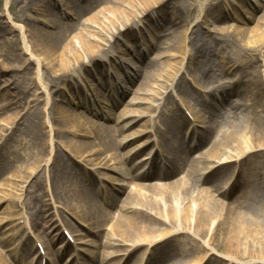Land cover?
Wrapping results in <instances>:
<instances>
[{"label":"bare ground","instance_id":"1","mask_svg":"<svg viewBox=\"0 0 264 264\" xmlns=\"http://www.w3.org/2000/svg\"><path fill=\"white\" fill-rule=\"evenodd\" d=\"M40 1L23 0L19 12L37 13ZM67 1L69 0H61L60 3L66 4L70 10L68 15L66 14V19L70 21L61 20V9L54 3L45 15L44 30L36 29L33 34L28 32L30 56L37 59L38 70L42 68L45 72L42 71L38 78H29L26 72L24 76L12 75L10 78L15 80L13 96L20 105L24 104L23 109L28 100V91L37 83L46 95L47 100L43 102L47 110L40 107L38 99L31 100L35 104L26 112L15 111L7 116L0 131L19 128L23 139L19 140L18 144L30 151L21 161V165L33 162L32 166L37 171L42 165L44 178L49 182L52 209L55 210L58 206L70 212L87 225V233L94 239L83 241L78 235L74 236V233L69 232L71 237L74 236V242L67 241L61 252L51 250L61 236H57L55 232H46L53 226L52 217H55L56 213L51 217L46 214L45 207L48 204L40 199L37 189L43 179L41 177H37L30 186L31 189L35 188L30 192L33 212L31 218L26 221L25 229L31 233L33 231V236L30 233L27 238L35 239L38 244L45 246L47 254L54 257L53 261H48L49 264L60 262L65 252L75 245L91 247V251L78 250L80 256L85 254L89 257L90 264H264V83L260 79L261 71H250L259 63L255 53L257 50L254 48L260 50L259 54L261 49H264V28L255 27L250 30L246 46L236 45L233 38L224 40L226 47H230L237 56V62L223 56L217 58L212 47L206 48L207 44L203 40H199L202 43L198 47L194 44L192 48H187V28L176 35L171 50H177L184 58L188 56L186 66L189 69L193 63L188 62L201 59L197 60L194 69L196 73L192 77L193 85L203 88L200 92L205 98L201 101L209 105L211 101L208 103L207 98L212 96L219 100L220 104L227 102L225 105L228 109L225 113L228 117L222 118L221 121L212 117L207 125L201 126L198 134L194 131L192 136L187 137L189 143L196 140L192 147L179 148L164 157V161L158 160L157 151L154 150L153 155L149 151L147 157L142 159L144 162L141 163V168L144 169L150 163L151 169L147 172L141 170L133 176L137 167L128 168L126 164L144 148L141 146L136 152L127 150L122 153L121 150L132 143L130 139L135 137L136 140V135L140 134L123 133L146 115L136 109L124 107L123 111L116 114L115 125L99 126L100 124L90 122L75 113L58 109L59 101L51 94L60 92L65 84L74 86V81L79 80L82 71L89 75L101 65H113L117 56L110 41L113 40L116 44L123 35L121 30L124 34L135 31L137 36L142 38L146 37L144 31L152 36L151 32L159 26L170 30L189 23L195 27L203 22L201 16L206 18L213 15L212 18L216 21L228 18L219 8L222 0H192L191 4L181 0L169 16L164 15L162 11L167 0H100L102 7L97 13L90 15L99 0H76L75 3L68 4ZM69 4L72 6H68ZM7 7V11L11 13L13 6ZM192 10L196 12L195 16ZM26 18L29 22H34L31 16ZM80 19H85L81 22V29L69 37L74 23ZM247 32V29H239L233 33L239 40ZM3 33L1 30L0 36ZM106 34L108 37L103 38ZM154 36L152 38H155ZM11 41L18 42V39ZM61 43L64 44L59 50ZM139 48L141 46H136V49ZM140 55L141 53L135 58L142 62L146 55L142 54L143 58ZM159 58L160 56L154 57V61L149 63L143 61L141 65L138 62H132L131 65L125 63L128 72L126 71L125 79L118 85V91L110 90V99H113V102L104 107L107 110H103V119H112L110 117L114 115V109L123 102H126V106L149 104L151 110L159 111L167 96L178 93L181 96V105H175L172 112L179 113L177 116L183 119V124L186 122V118L182 116L185 113L183 108L189 110L190 114H193L192 110L194 112L195 108L189 106V101H186L190 93L180 77L181 74L185 75L183 59L182 62H175L176 65L169 69L170 65L159 64ZM98 59V63H94ZM43 61H46L45 65L41 64ZM25 67V62L21 63L17 56H13L5 66L3 63L1 70L24 71ZM119 68L122 69L120 64ZM235 69L237 74L234 79L220 82ZM27 79L30 82L26 81ZM139 82L141 85L135 90L132 89ZM99 84L101 85L102 81L99 80ZM207 87L209 88L204 89ZM132 93L133 96L127 101L125 98ZM136 94L141 97L150 95L153 99H139ZM233 96L237 97L238 101L228 104V100ZM198 99L199 97L194 98L195 104L200 100ZM247 99L252 102L246 104ZM93 101H96L95 98ZM46 112L48 116L44 117ZM129 118L132 121L124 123ZM196 119L198 123L200 118ZM48 124L52 125L49 133L45 131ZM178 128L179 126H174L173 131H167L157 127V139L152 141L151 145L155 147L157 144L161 146L171 141L183 142V135L178 138L173 133L177 132ZM50 135L54 136V141L48 140ZM67 135L87 139L93 137L97 142L92 145L87 142L66 141ZM2 139L0 136V141ZM62 148L67 150L65 155ZM203 149L205 151H202ZM104 154L107 155L101 159ZM84 156L88 157L86 161L91 162L92 166L111 170L123 179L128 178L126 185L129 188L132 185L134 189L126 193L128 187L120 186L115 192L121 196L118 198L111 195L109 209L102 210L96 203V192L92 189L95 170L88 171L86 165L82 166V170L80 163L76 161V158L82 160ZM19 169L0 163V175L12 173L1 186L2 189H12L16 183L29 180L30 176L36 178L41 171L40 169L36 175H25L24 171ZM158 169L162 172H157ZM180 173L183 176L176 178ZM154 181L162 183L156 184ZM117 204L119 212L114 217L113 212ZM8 220L0 219V229ZM57 222L58 228L63 226L69 229V222L64 218ZM105 227L109 229L107 234L104 233ZM17 234L11 233L10 236L0 238V247L10 244ZM23 236L25 234L22 232L20 238ZM98 237H104L105 241L100 243ZM23 246L11 250L8 254L10 263L25 264L24 260H21L29 255L32 247L25 251ZM100 247L103 249L98 252ZM42 260L43 258L40 259ZM71 260L76 262L75 258ZM80 261H83L82 258ZM10 263L1 251L0 264Z\"/></svg>","mask_w":264,"mask_h":264},{"label":"rangeland","instance_id":"2","mask_svg":"<svg viewBox=\"0 0 264 264\" xmlns=\"http://www.w3.org/2000/svg\"><path fill=\"white\" fill-rule=\"evenodd\" d=\"M23 0H0V31L3 30V35L0 36V109H4V111H0V128L3 127L2 124H4V120L7 116H10V114L14 113L15 111H19L21 113L26 112L27 109L31 108L35 103H32L31 100H37L39 101L40 107L45 108V102L43 100H47L46 95L43 93V89L36 83V86H32L30 90L28 91V100L26 102V106L24 109L22 106L24 104H19L17 102V99L13 96L14 90L13 86L15 84V80H11L10 78L12 75L16 76H24V73L26 72V76L29 78H38L42 71L45 72L44 69L39 68L36 65V58L30 56V45H29V33H34L36 29L44 30V19L46 18V13L54 6V3L59 5V14L62 15L61 20L63 22L70 21L67 20V15L70 12L67 5L64 3H60L61 0H41L39 5L38 12H27V13H21L19 12V7H21V2ZM76 0H69L68 2L75 3ZM188 3H192V0H186ZM200 1V0H198ZM97 4L94 8V10L89 13H97L98 10L102 7L100 0L97 2ZM179 3H181V0H167L165 2V6L163 7L162 11H164V15L169 16L173 14L175 9L178 7ZM113 4V3H108ZM13 6V10L11 13L7 11V6ZM72 6V5H68ZM219 8H221L224 13H226L228 18H222L219 20L213 19V15L206 16V18H203L201 16V20H203L202 23L199 25H190L189 23L181 24L177 26L174 29L166 30L163 27L155 28L154 31H152V36L155 35V38H152V36L149 35V33H145L146 37L140 38L137 36L138 33L135 31H131V33H125L121 30L120 33H122V37L119 41H117L116 44H114V41L111 40L110 43L114 46V54L117 56L115 61H113V65L110 66V64H104L101 65L100 68H98L96 71L89 73V75L86 74L85 71L81 72V76L79 77V80L74 81V86L70 83L65 84L63 87H61L60 92L51 95L53 98L57 99L58 105L57 108L63 110L64 112H71L77 114L79 117H83L84 119L90 121V122H96L97 125L103 126H113L115 125V116L120 111H123V108L134 110L136 109L140 113H143L146 115L145 117L141 118L140 121L136 122L131 126V128L124 130L123 135L131 134V133H140L136 135L135 137L130 139L132 143H130L128 146H126L121 152L125 151H133L136 152L138 148L143 146V150L138 153L133 160L128 162L126 166L128 168H136L137 170L134 171V175L136 176L138 172L143 170L141 168V163L144 162L142 159L147 157V154L150 150L153 149V145H151L152 141H156L157 135L155 134V129L158 127L159 129H167V131H173L174 126H179L178 131H174L178 137H181L182 135L187 138L193 131L200 132L201 126L207 125L210 119L212 117H215L217 121H221L222 118L227 119L228 114L227 112L228 106L227 102L220 104L219 100H216L212 96H209L207 98V101L209 105H207L206 102L201 101L202 98H205L201 94V90H203L202 87L199 85H193L192 77L195 75L197 65V60L201 59H194L188 63H193V66L189 69L186 66V63L188 61V56L186 55V58L182 56V54L178 53L176 51H172L171 47L173 46L174 38L176 35H178L180 32H183L185 28L189 29L188 35H187V48H192V46L197 47L199 44L202 43L203 40L205 41L206 48L212 47L213 51L215 52V55H217L219 58L220 56H223L225 58H230L233 62H237V56H235L234 51L230 49V47H226L224 40H229V38H233L235 40L236 45H247L249 32L252 29H255V27H261L264 28V0H222V2L219 5ZM192 14L195 16L196 12L193 10L191 11ZM67 14V15H66ZM26 16H31L34 18V22L31 23L27 20ZM85 19H80V21H77L74 23V28L72 29L69 37H72V35L76 34L82 27L81 22H83ZM239 29H247V33L244 34L239 40L235 38V33H233L236 30ZM190 30L192 33H190ZM110 33V32H109ZM197 34V35H196ZM107 35V36H106ZM105 36L103 35V38L108 37V34ZM196 36V37H194ZM134 37V38H133ZM137 37V38H136ZM194 37V39H193ZM18 39L17 41H11V39ZM146 39H148V44H146ZM130 40V41H129ZM212 41H215L212 43ZM64 43H61L59 45V50L62 48L61 46ZM136 46H141V48L136 49ZM249 46V45H248ZM251 46V45H250ZM28 49V50H26ZM257 50L255 53L258 56L259 63L255 64L254 68H251L252 70H259L261 71L260 79L264 83V49H261V54H259L260 50L254 48ZM139 53H141V57L143 58L142 54H145L144 59L142 62H139L135 58L138 57ZM177 55V56H175ZM13 56H17L18 59L21 61V63L25 62V69L24 71H10V70H1L2 65L10 61ZM159 58V64H165L170 65L169 69L173 65H176L175 62H182L183 59V66L185 69V75L181 74V79L186 83V89H188V92L190 93V96H187L186 101L188 102L189 106H192L195 108V111L190 114V111L188 113L187 110L183 108L182 116L186 118V122L183 124V119L180 118L179 113L173 114L172 110L175 105H181L180 101V94L173 93L171 96H167L166 101L164 104L160 106V110L154 112L151 110L149 104L145 105H134V106H126L123 102L116 107L114 115L111 116L109 120L103 119L102 115L104 116V109L107 110L104 107H108L111 104L112 99H110V90L118 91L120 85V82L122 79H125L124 74H126L125 63L130 64L133 62L137 64V62L141 65L143 61L145 63H149L151 61H154V57ZM175 56V57H174ZM41 59V58H40ZM42 60V59H41ZM99 59L96 60L94 63H98ZM41 64H46V61H43ZM119 64L122 66V69L119 68ZM138 64V65H139ZM167 68V66H166ZM165 68V69H166ZM168 70V69H167ZM237 69L230 72V75L224 77L220 80V82L230 81L236 77ZM130 73V71H129ZM102 79V80H101ZM102 81V84H99ZM26 81L30 82L29 79ZM219 82V83H220ZM65 83V82H64ZM107 84V85H106ZM228 84V83H226ZM100 85V86H99ZM138 85H141V83L135 84L132 89H137ZM242 86V85H240ZM204 88V89H208ZM201 91V92H200ZM120 93V92H119ZM93 95V96H92ZM97 95V96H96ZM133 96V93L129 96H127L125 99L128 101ZM137 98H145V100L153 99L150 97V95H146L145 97H141L139 95H135ZM195 97H199V101L195 104ZM95 98L96 101H93ZM149 100V101H150ZM251 99L245 100L246 104H250L252 101ZM101 101V102H99ZM234 101H238L237 97L233 96L231 99L228 100V104L233 103ZM17 102V103H16ZM145 101H143L144 103ZM148 102V101H147ZM243 102V100H242ZM151 103V102H149ZM154 104V102H153ZM226 104V105H225ZM223 108V109H222ZM23 109V110H22ZM182 109V108H181ZM31 110V109H30ZM195 113V114H194ZM150 115L153 118H149ZM48 116V113L46 112V115L44 117ZM196 117L200 118V120L197 123ZM44 120V119H43ZM132 121L131 118L127 119L124 123ZM3 122V123H2ZM51 124H48V128L45 129L47 133L50 132ZM166 131V133H167ZM179 132V134H177ZM152 133V134H150ZM0 136L3 137L2 141H0V163H6V166L16 167L20 168L19 170H23V174L28 175L29 173H32L36 175V173L41 169L40 173L35 176L36 178H33V176L29 177V180L26 179L23 183H16L15 187L12 189L10 187L6 188L5 190L2 189L3 183L11 177V172L2 173L0 175V219L7 218L9 219L7 224L4 225L2 229H0V238L10 236L11 233H18L15 238L5 247H0V252L2 251V254L6 255V259L8 260V263L11 261L8 258V254L11 252V250L15 247L18 249L21 248L22 245L23 249L25 251H28L29 248L32 247L31 252L29 255H26L24 259L21 260V262L24 260V263H29L30 260L32 261V264H39L40 261L38 260L40 254L44 255L46 259H49L50 261L53 260L52 255H45L44 253H47L45 246L40 245L35 242V239H29L27 238V235L30 234V230H26V224L27 220L31 218L32 214V194L30 193L33 189L30 188L32 183L36 181L38 178H43L42 181L38 184L37 189L39 190V197L40 199L44 200L45 203L48 204L47 207H45V210H47V216H52L53 213H56L55 217H52L53 225L48 226L51 227V229H48L46 232L48 234H52L55 232L57 236H61L60 240L55 241V245L51 250L54 251H62L65 248V245L67 243V240L65 241V237L69 239L70 242H74L73 237L78 235L83 241L86 240H93L94 238L87 233L88 227L87 225L78 220L75 216H73L70 212L65 210L64 208H57L54 210L52 209L50 205L53 203L51 196H50V189H49V182L46 181L45 174H44V168L41 166V168L37 171L35 170L34 166H32L33 162H30L28 165H21V161L23 158L28 155L30 152L29 149H24L20 147L18 144V141L23 139V136H20L19 128H16L12 131H0ZM183 137V138H184ZM54 136L50 135L48 140L54 141ZM66 141H78V142H87L90 144H96L97 140L95 138H84V137H73V135H67L65 138ZM134 140V141H133ZM165 144V143H164ZM168 144V145H167ZM164 145V147L161 148V153L166 155L171 153L173 150H177L181 147H189V143L186 142L185 145L178 144V143H167ZM145 146V147H144ZM62 153L65 155V151L67 150L65 148H62ZM153 151V150H152ZM160 151V150H159ZM202 151H205L204 149ZM120 152V153H121ZM121 153V154H122ZM110 154V153H109ZM107 154H104L101 159H104V157ZM109 157V156H108ZM107 157V158H108ZM88 157H82V160L79 158H76L77 163H80L79 166L83 170V165L87 166V170L94 171V176L92 179V189L96 192L95 200L98 204L99 208H102V210L106 211L109 209V202L111 201V197L115 195L118 198L121 196L118 195L116 190L119 189L120 186H126L127 179H123L119 175H116L111 170H103L99 169L97 166H92L91 162H87ZM112 165V162L109 163ZM22 167L24 169H22ZM98 168V169H97ZM149 164L145 167L146 170H148ZM70 170V169H69ZM73 170H71V173ZM43 173V174H42ZM182 174H180L179 177H181ZM176 176V178L178 177ZM228 177V176H227ZM45 180V183H44ZM156 184H161L162 182H155ZM36 187V186H34ZM133 186L126 189V193L131 190ZM112 195V196H111ZM37 196V195H36ZM111 196V197H110ZM34 198V197H33ZM34 200V199H33ZM119 204H117V208L115 209L114 216H117V213L119 212ZM65 219L69 222V229H66L65 227L61 226V228H58V220ZM15 220L13 222V220ZM19 220V221H18ZM57 220V221H56ZM6 221V220H4ZM11 221V223H10ZM9 222V223H8ZM65 229L67 231H65ZM106 229L104 231L105 234L108 233L109 229L105 227ZM65 231V234L63 232ZM22 232L25 234V236L21 237ZM74 233V236L72 237L69 235ZM72 232V233H71ZM33 236V231H32ZM104 234V235H105ZM34 235L36 233L34 232ZM51 237V236H50ZM64 238V239H63ZM104 237H98V241H101L100 243L104 242ZM79 250H84V252L91 251V247L88 246H82L80 245L77 247ZM103 247H100L97 251L101 252ZM109 251L111 249H108ZM199 251V250H197ZM75 247L74 249L71 248L67 250L64 257L67 258L69 256L75 255ZM197 255V254H196ZM42 257V256H41ZM83 258V262L89 263V257L87 259V255L81 256ZM139 257V256H138ZM64 258V259H65ZM36 262V263H35ZM80 263V261H78ZM110 263V262H109ZM107 263V264H109ZM12 264V263H10Z\"/></svg>","mask_w":264,"mask_h":264}]
</instances>
